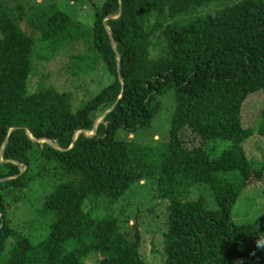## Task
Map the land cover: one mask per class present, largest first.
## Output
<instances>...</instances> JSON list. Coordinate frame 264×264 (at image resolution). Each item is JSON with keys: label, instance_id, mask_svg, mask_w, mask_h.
Segmentation results:
<instances>
[{"label": "trees", "instance_id": "trees-1", "mask_svg": "<svg viewBox=\"0 0 264 264\" xmlns=\"http://www.w3.org/2000/svg\"><path fill=\"white\" fill-rule=\"evenodd\" d=\"M56 1L31 12L19 0H0V155L7 142L0 158V264H85L102 252L111 254L97 264H146L136 226L126 231L128 219L90 209L105 203L109 210L142 181H153L158 199L168 202L164 264H264V216L241 224L232 216L245 189L264 177V162L250 160L243 146L264 136V107L258 128L242 120L247 98L264 93V0H242L186 25L173 20L215 0H105L92 43L112 80L77 111L69 93L28 90L35 49L56 53L76 26ZM150 33H161L173 60L156 74ZM172 90L175 109L155 162L153 149L118 133L149 129L160 97ZM104 114L96 135L86 137ZM79 131L86 133L74 142ZM217 140L230 146L214 157L208 144ZM197 185L208 187L216 209L203 198L189 200ZM36 186L45 193L37 213L50 231L34 242L25 234L34 222L12 224L5 193Z\"/></svg>", "mask_w": 264, "mask_h": 264}, {"label": "rangeland", "instance_id": "rangeland-1", "mask_svg": "<svg viewBox=\"0 0 264 264\" xmlns=\"http://www.w3.org/2000/svg\"><path fill=\"white\" fill-rule=\"evenodd\" d=\"M240 1L242 0H215L173 20V22L177 25H186L197 17L222 10ZM49 2L51 0H36L35 2L19 0V3H22L28 11L42 9ZM104 2L105 0L56 1L58 9L72 18L76 26L64 33L68 40L57 49L56 53L55 47L53 49L48 48L46 51L40 46L35 49L32 58V72L28 81L30 93L49 87L60 93H69L73 110L77 111L110 84L112 78L105 70L98 54L93 50L92 43L96 9L100 8ZM17 4L12 2V6ZM23 28L31 33V29H28L25 24ZM34 37L38 40L39 35L34 33ZM147 45L151 58V73L162 72L165 67L173 63L169 48L161 33H150L147 37ZM160 102L159 115L149 129L139 130L133 135H129L125 131L118 133L119 139H134L139 145L153 149L155 162L161 150V144L168 137L171 116L175 109L174 91L172 90L160 97ZM263 107L264 93L251 94L247 98L242 114L245 127H259L261 123L259 115ZM103 119V115L98 116L96 119L97 128ZM91 134L92 132H87V135ZM208 145L214 147L213 156L216 157L228 149L230 143L217 140ZM243 146L250 160L255 163L264 162V136L255 135L248 139ZM225 177L229 176L225 175ZM45 183L47 181H44ZM13 192L5 193L6 198L11 202L7 205V213L11 223L17 225L26 221H33V227L25 234L34 242L44 239L49 234L50 224L45 217L39 216L37 213L45 195L43 187L36 186L28 191ZM11 193L13 194L10 196ZM199 198L205 200L208 209H216L215 200L207 186L197 185L192 188L189 200ZM167 204V201L158 199L156 185L153 181H142L134 184L109 210H106L107 205L105 203L98 204V207L92 203L90 209H93V213L98 216L111 213L114 216L122 217L123 220L128 219V226L124 224V229L133 232L132 226H136L140 231L142 235L140 251L146 264H164V235L168 230L169 218ZM232 216L237 224L252 222L264 216V177L262 181L254 180L245 189L233 208ZM110 254V252L93 253L85 264H97L100 259Z\"/></svg>", "mask_w": 264, "mask_h": 264}, {"label": "water", "instance_id": "water-1", "mask_svg": "<svg viewBox=\"0 0 264 264\" xmlns=\"http://www.w3.org/2000/svg\"><path fill=\"white\" fill-rule=\"evenodd\" d=\"M111 43H112V46L114 47V46H115V43H114V40H113L112 38H111ZM119 69H120V57H118V70H119ZM113 108H114V106H113ZM113 108H112L111 110H109L106 114H108L109 112H111V111L113 110ZM106 114L103 115V118L106 116ZM18 129H19V128H18ZM14 130H16V129H11L10 131H14ZM93 130H94V132H93L91 135L84 134V133H86L85 131H79V132H77V133L75 134V136H74V142L76 141V139L78 138V136H79L80 134H84L86 137H93V136H95V135H96V132H97L96 121H95V123H94ZM26 132H27V131H26ZM27 134H29V133L27 132ZM31 138H32V137H31ZM32 140L35 141V142L47 143V144H49L50 146L55 147V145H54L52 142L48 141V140H36V139H33V138H32ZM6 143H7V142H5V145H4L3 150H2V152H1L0 158H2V156H3V153H4V150H5ZM72 147H73V145H72L70 148H72ZM55 148H56V147H55ZM1 161H2V159H1ZM17 164H18V163H17ZM18 166H19L20 168H22V165L18 164Z\"/></svg>", "mask_w": 264, "mask_h": 264}, {"label": "bare ground", "instance_id": "bare-ground-1", "mask_svg": "<svg viewBox=\"0 0 264 264\" xmlns=\"http://www.w3.org/2000/svg\"><path fill=\"white\" fill-rule=\"evenodd\" d=\"M94 132V130L92 131V133Z\"/></svg>", "mask_w": 264, "mask_h": 264}]
</instances>
